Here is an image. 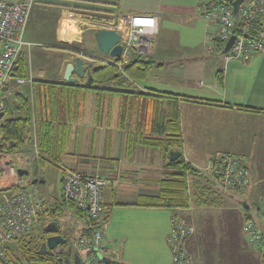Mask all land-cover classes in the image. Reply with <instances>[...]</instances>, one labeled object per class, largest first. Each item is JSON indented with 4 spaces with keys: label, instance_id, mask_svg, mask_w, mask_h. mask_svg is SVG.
<instances>
[{
    "label": "crops",
    "instance_id": "1",
    "mask_svg": "<svg viewBox=\"0 0 264 264\" xmlns=\"http://www.w3.org/2000/svg\"><path fill=\"white\" fill-rule=\"evenodd\" d=\"M200 1L34 0L31 8L24 34L28 45L23 50L30 78L65 81L67 65L75 56L93 61L88 51L112 59L95 45V28L118 30L132 14H153L158 18L159 28L148 56L156 64L146 80L136 83L137 87L179 88L178 94L199 99L180 98L179 110L183 156L197 168L202 179L213 182L218 190L213 204L207 207L193 203L188 209L174 211L134 205L140 196L158 194L170 157L161 149L139 143L134 125H120V98H115L112 109L106 104L98 111L94 98H88L84 115L73 123L62 165L84 173H99L108 180L103 187L101 225L108 245L117 250L123 264H171L168 238L175 213L194 227L186 246L210 241V247L217 252L212 264H264V244L250 246L244 230L245 217L255 213L264 198V52L246 63L233 61L225 65L220 54L207 49L208 28L199 14ZM166 18L179 22L183 19L190 31H168V41L159 44L157 40ZM188 39L195 42H187ZM48 52L59 56L54 64L42 61L45 53L50 55ZM221 69L222 79L218 76ZM73 75L77 76L74 72ZM29 150L32 153L24 154ZM35 150L33 144L16 149L9 159L13 164L15 159L20 161L21 165H15L27 173L29 166H33L35 174L30 180L23 176L24 181H31L26 183L51 207L56 199H61L64 170L52 163L32 160ZM222 153L240 155L246 160L251 176L246 192L230 193L212 177V159ZM56 182H60L58 189ZM195 211L193 219L188 218L187 214ZM50 223H55L64 237L67 233L76 237L74 240L86 233L83 212L70 202ZM148 225L155 227L151 243L154 251L144 254L145 258L126 261L128 239L150 238L151 234L145 235ZM40 226L41 223L36 224V231Z\"/></svg>",
    "mask_w": 264,
    "mask_h": 264
},
{
    "label": "trees",
    "instance_id": "2",
    "mask_svg": "<svg viewBox=\"0 0 264 264\" xmlns=\"http://www.w3.org/2000/svg\"><path fill=\"white\" fill-rule=\"evenodd\" d=\"M86 53L93 59L91 83L85 78L79 82L32 79L27 54L20 53L6 86L7 108L0 117V153L6 157L16 149L36 144V161L52 163L65 170L62 159L73 134V123L84 115L88 98H94L97 111L106 104L112 109L115 98H120V125H134L139 143L161 149L169 157L171 151L181 153L176 160H169L158 194L140 196L134 205L174 211L188 209L193 203L212 205L218 190L207 178L203 182L197 168L185 160L182 150L179 99H199L168 90L139 89L136 83L146 80L156 64L148 55L134 52L127 62H122L121 58L108 59ZM218 76L222 79V69ZM17 78L26 81L18 83ZM66 203L56 199L40 216L41 226L37 231L34 228L6 246L0 264H61L57 257L39 251L46 237L53 233L46 230L48 222L58 217Z\"/></svg>",
    "mask_w": 264,
    "mask_h": 264
},
{
    "label": "built area",
    "instance_id": "3",
    "mask_svg": "<svg viewBox=\"0 0 264 264\" xmlns=\"http://www.w3.org/2000/svg\"><path fill=\"white\" fill-rule=\"evenodd\" d=\"M235 0H201L199 14L207 22V49L219 53L235 36L227 51L220 54L225 65L246 63L264 52V0H243L235 12ZM34 0L10 2L0 0V114L7 108V82L20 53L28 42L24 34ZM159 22L153 14H132L121 33L122 62L132 53L150 55L158 33ZM25 79L17 78L18 83ZM36 148V144H33ZM32 155L34 160L37 149ZM212 176L217 185L230 193H244L250 185V169L246 160L236 154L222 153L212 159ZM18 167L0 153V256L15 238L31 233L49 205L36 190L24 181ZM108 180L99 173L65 169L61 199L74 202L83 212L87 233L71 243L73 252L83 264H123L119 253L111 248L101 225L104 214L103 187ZM264 200V198H263ZM244 230L252 247L264 244V205L245 217ZM194 227L182 216H175L168 238L172 250L171 264H195L185 247Z\"/></svg>",
    "mask_w": 264,
    "mask_h": 264
},
{
    "label": "water",
    "instance_id": "4",
    "mask_svg": "<svg viewBox=\"0 0 264 264\" xmlns=\"http://www.w3.org/2000/svg\"><path fill=\"white\" fill-rule=\"evenodd\" d=\"M243 0H235V12L238 11L239 6ZM235 36H232L230 40L226 43L225 47L218 53L223 54L229 46L232 44ZM94 39L95 45L97 48L105 55H108L112 58H120L123 52V45L121 44V33L114 28L106 27V26H97L94 30ZM93 65V61L86 62L84 57L81 55H77L73 58L72 62L67 65L64 79L69 82H77L78 78H85L87 83H91L93 81V76L91 73V66ZM73 72L77 75L74 76ZM2 113L0 117H2ZM181 153L179 151H171L170 152V160H176ZM19 174L23 175V173H27V170H23L22 168L18 169ZM35 181V180H34ZM46 230L53 232L46 237V241L42 244V249L39 251L40 254H45L50 252L52 249L57 247L58 245H64L68 243L66 237H64L61 233L58 232V227L55 223H50L46 226ZM64 252V249L62 250ZM72 246H69L64 257V262L66 264H83L81 257L78 253H74L73 258L72 255Z\"/></svg>",
    "mask_w": 264,
    "mask_h": 264
},
{
    "label": "rangeland",
    "instance_id": "5",
    "mask_svg": "<svg viewBox=\"0 0 264 264\" xmlns=\"http://www.w3.org/2000/svg\"><path fill=\"white\" fill-rule=\"evenodd\" d=\"M205 23H206L205 25H207V22H205ZM168 31H171V32L176 31V32L186 33L190 30L188 29V26L185 24L183 19L181 20V22H179V21L171 20L170 18H166V20H164L163 28H162V30L159 34L158 40H157V42L159 44L164 45L168 41V36H167ZM187 42H195V40L188 39ZM48 53H50V55H45L46 54L45 53L42 56V58H41L42 61H45L46 63L49 62L50 64H54L59 56L56 54H52L51 52H48ZM220 56H222V55H220ZM168 89H170L168 91H172L175 93H178L177 91L179 90V88H168ZM5 117H8V115H5ZM26 153H31V151L29 150V151L24 152V154H26ZM7 157H10V154L7 155ZM14 162L16 165H21V162L16 160V159L14 160ZM29 168H30L29 173L24 175V178L28 179V180H30L29 178L32 177L36 172L32 165H30ZM26 182L30 183L31 181H26ZM203 182H206V180L203 179ZM59 184H60V182H56V184H55L57 189H58ZM261 205H264V200L261 202ZM205 207H207V206L205 205ZM196 212L197 211H195V213L194 212L188 213L187 214L189 216L188 218H190L192 220L193 216L196 214ZM54 220L55 219H53L52 221H54ZM144 228L145 227H143V229ZM148 229L149 230L147 231V233L145 235L149 236L151 234L150 238L141 237V238L137 239L136 241H134L133 238L128 239L127 248H125V255L126 256L124 257V259L126 261L139 260L140 258H145L144 254L148 255L150 253V251H154L153 244H151V243H153V239L155 238V227L148 225ZM65 237L69 240V244L72 243L74 239H76V237L74 238L70 233H67ZM70 246H71V244H70ZM185 247L190 252L193 260H195L199 264H212V261H213L212 259L217 256L216 250H214L210 247V241L208 239L205 240L203 245H200V246L194 245L193 246L191 244H188L187 246L185 245ZM157 249H159V248H157ZM72 254H74V252Z\"/></svg>",
    "mask_w": 264,
    "mask_h": 264
},
{
    "label": "flooded vegetation",
    "instance_id": "6",
    "mask_svg": "<svg viewBox=\"0 0 264 264\" xmlns=\"http://www.w3.org/2000/svg\"><path fill=\"white\" fill-rule=\"evenodd\" d=\"M69 246H70L69 242L64 245H58L57 247H55L54 249H52L50 252H47V253H50L51 255L57 257V259L60 261L61 264H66L64 262V257L66 255V252ZM63 249H64V252H62ZM72 253H73V250H72ZM71 257L73 258V255ZM70 264H73V262H71Z\"/></svg>",
    "mask_w": 264,
    "mask_h": 264
},
{
    "label": "bare ground",
    "instance_id": "7",
    "mask_svg": "<svg viewBox=\"0 0 264 264\" xmlns=\"http://www.w3.org/2000/svg\"><path fill=\"white\" fill-rule=\"evenodd\" d=\"M119 59V58H118Z\"/></svg>",
    "mask_w": 264,
    "mask_h": 264
}]
</instances>
